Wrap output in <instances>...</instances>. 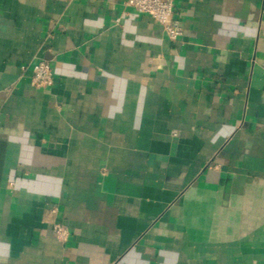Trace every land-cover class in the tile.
Returning <instances> with one entry per match:
<instances>
[{
    "label": "crops",
    "instance_id": "crops-1",
    "mask_svg": "<svg viewBox=\"0 0 264 264\" xmlns=\"http://www.w3.org/2000/svg\"><path fill=\"white\" fill-rule=\"evenodd\" d=\"M173 10L0 0V264H264V0Z\"/></svg>",
    "mask_w": 264,
    "mask_h": 264
},
{
    "label": "built area",
    "instance_id": "built-area-1",
    "mask_svg": "<svg viewBox=\"0 0 264 264\" xmlns=\"http://www.w3.org/2000/svg\"><path fill=\"white\" fill-rule=\"evenodd\" d=\"M126 3L137 12L148 14L157 21L170 41L175 42L182 36L181 22L173 15V0H126ZM52 83L51 65L47 60L39 59L32 67L30 84L35 88L44 89ZM53 231L58 240L65 241L67 239L68 231L62 224L55 223Z\"/></svg>",
    "mask_w": 264,
    "mask_h": 264
}]
</instances>
